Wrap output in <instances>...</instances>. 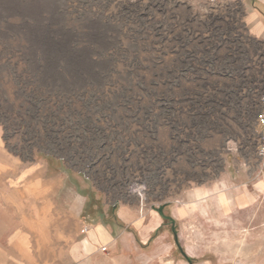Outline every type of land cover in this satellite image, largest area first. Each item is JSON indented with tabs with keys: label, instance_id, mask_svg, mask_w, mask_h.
Returning <instances> with one entry per match:
<instances>
[{
	"label": "rangeland",
	"instance_id": "rangeland-1",
	"mask_svg": "<svg viewBox=\"0 0 264 264\" xmlns=\"http://www.w3.org/2000/svg\"><path fill=\"white\" fill-rule=\"evenodd\" d=\"M253 2L0 0L6 198L31 172L59 179L133 264H264Z\"/></svg>",
	"mask_w": 264,
	"mask_h": 264
},
{
	"label": "crops",
	"instance_id": "crops-1",
	"mask_svg": "<svg viewBox=\"0 0 264 264\" xmlns=\"http://www.w3.org/2000/svg\"><path fill=\"white\" fill-rule=\"evenodd\" d=\"M253 1L257 6L250 15V32L264 36V0ZM42 177L29 173L22 188L11 189V200L0 184V264H133L127 257L125 232L116 233L100 222L92 226L79 223L84 205L75 200L64 207L58 200L62 192L59 179L42 181ZM26 198L35 208L29 206L24 213L22 200ZM236 201L237 206L251 202L244 197L231 202ZM6 205L13 209L9 219Z\"/></svg>",
	"mask_w": 264,
	"mask_h": 264
},
{
	"label": "built area",
	"instance_id": "built-area-1",
	"mask_svg": "<svg viewBox=\"0 0 264 264\" xmlns=\"http://www.w3.org/2000/svg\"><path fill=\"white\" fill-rule=\"evenodd\" d=\"M206 1H209L211 3H217L220 2L221 0H206ZM259 104H260V111L256 118V129L258 134L257 153L263 171L264 169V91L260 97Z\"/></svg>",
	"mask_w": 264,
	"mask_h": 264
},
{
	"label": "trees",
	"instance_id": "trees-1",
	"mask_svg": "<svg viewBox=\"0 0 264 264\" xmlns=\"http://www.w3.org/2000/svg\"><path fill=\"white\" fill-rule=\"evenodd\" d=\"M159 214H160V215L162 214L161 211H159Z\"/></svg>",
	"mask_w": 264,
	"mask_h": 264
}]
</instances>
